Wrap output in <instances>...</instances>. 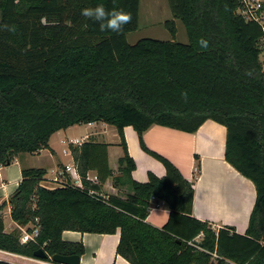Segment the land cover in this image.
Wrapping results in <instances>:
<instances>
[{
  "label": "trees",
  "instance_id": "16d2710c",
  "mask_svg": "<svg viewBox=\"0 0 264 264\" xmlns=\"http://www.w3.org/2000/svg\"><path fill=\"white\" fill-rule=\"evenodd\" d=\"M167 3L172 19L163 25L175 38L180 20L187 43L143 38L129 44L140 0H0V166L48 148L60 129L98 121L116 128L123 151L113 176L107 144L69 143L81 186L64 179L47 188L45 169L23 167L18 186L0 204L1 253L36 258L42 248L49 256H81L82 242L63 240V231L119 230L116 253L131 264H264V25L240 14L239 0ZM97 4L123 9L132 20L119 34L101 31L81 14ZM206 120L225 127V160L255 187L243 234L193 217V183L143 140L154 124L194 133ZM125 126L163 164L164 176L131 177ZM90 170L97 181L87 178ZM109 178L129 191L126 198L103 192ZM153 198L169 211L161 227L147 221ZM7 205L16 223L9 231ZM21 228L37 233L21 242Z\"/></svg>",
  "mask_w": 264,
  "mask_h": 264
},
{
  "label": "crops",
  "instance_id": "0c3cea01",
  "mask_svg": "<svg viewBox=\"0 0 264 264\" xmlns=\"http://www.w3.org/2000/svg\"><path fill=\"white\" fill-rule=\"evenodd\" d=\"M123 133L128 154L135 162L131 177L136 181L145 182L149 172L158 177L164 176L163 164L140 147L133 127L125 126ZM143 140L149 149L170 160L186 180L193 183V217L208 222L215 230L232 226L239 234L245 232L255 201V187L225 160L226 129L223 125L206 120L196 132L188 133L154 124L143 133ZM57 141L63 146L57 147ZM87 141L107 144L108 163L113 176L117 175L118 159L123 155V151L119 145L120 137L116 128L100 121L72 125L53 133L48 148L36 154H19L9 165L0 166V204L7 201L8 196L18 186L23 167L43 168L46 173L50 171L52 176L45 175L41 185L47 188L58 186L53 179L59 178V172L64 166L73 162L69 143L78 145ZM44 152L48 153L47 164L35 162L31 158L41 157ZM95 173L90 170L87 175L92 177ZM103 192L121 198H126L129 193L126 188H114L112 178L103 184ZM156 203H159V206L150 209L147 221L161 227L167 221L169 211L162 201L151 200V206ZM6 217L11 219L9 205L3 211L5 227ZM9 221L10 229L16 227L15 222ZM62 239L82 242L84 252L80 256V264H131L116 253L119 230L114 234L65 230Z\"/></svg>",
  "mask_w": 264,
  "mask_h": 264
},
{
  "label": "rangeland",
  "instance_id": "374dc122",
  "mask_svg": "<svg viewBox=\"0 0 264 264\" xmlns=\"http://www.w3.org/2000/svg\"><path fill=\"white\" fill-rule=\"evenodd\" d=\"M168 19H172V16L167 0H140L138 28L135 31H131L127 34L128 43L134 44L143 38L175 40L179 43H187L188 38L183 23L180 20H175L176 35L175 38H173L170 32L163 25V23ZM260 58H264V51L262 52ZM54 138L55 137H53V139ZM55 145L57 147L63 146L60 145L58 141ZM60 149L61 148H59V150ZM46 154L48 153L44 152L42 153L41 157L34 156L31 158L35 162L47 164ZM46 175L52 176L50 171H47ZM9 220L11 219L6 217L5 222L7 231L11 230V227H9ZM0 258L1 260L9 261L15 264H51L50 262L43 261L39 258H28L12 253L3 254L0 252Z\"/></svg>",
  "mask_w": 264,
  "mask_h": 264
},
{
  "label": "built area",
  "instance_id": "2783aa9c",
  "mask_svg": "<svg viewBox=\"0 0 264 264\" xmlns=\"http://www.w3.org/2000/svg\"><path fill=\"white\" fill-rule=\"evenodd\" d=\"M239 1H240L241 6L238 11L240 12V14H242L247 19L256 20L260 24L264 25V15H263V12L261 11L264 0H239ZM76 143H80V142H76ZM87 178L93 181H97L96 175L92 177H89L87 175ZM64 179L70 180L75 185H78V186L82 185L81 177L77 170V166L75 165L74 162L70 164H66L64 166V169H62L59 172V178L55 177L53 181L56 183H61ZM158 206H159V203H156L153 206H151L150 209L154 207H158ZM36 233H37V230H34L33 233L30 234L26 231L25 228H21V236H20L21 242H26ZM51 264H57V263L53 262Z\"/></svg>",
  "mask_w": 264,
  "mask_h": 264
},
{
  "label": "clouds",
  "instance_id": "9594fccd",
  "mask_svg": "<svg viewBox=\"0 0 264 264\" xmlns=\"http://www.w3.org/2000/svg\"><path fill=\"white\" fill-rule=\"evenodd\" d=\"M81 14L86 18L98 22L101 31H111L117 34L122 32L124 26L132 20L131 13L123 9L108 10L103 4H97L94 8H83ZM198 43L205 48L208 45V42L203 38ZM184 95L185 97L187 96L186 93Z\"/></svg>",
  "mask_w": 264,
  "mask_h": 264
},
{
  "label": "water",
  "instance_id": "95a60500",
  "mask_svg": "<svg viewBox=\"0 0 264 264\" xmlns=\"http://www.w3.org/2000/svg\"><path fill=\"white\" fill-rule=\"evenodd\" d=\"M33 255L34 257L39 258V259L49 258L52 262L57 263V264H80L79 255L53 254L49 256L42 248H39L36 251H34Z\"/></svg>",
  "mask_w": 264,
  "mask_h": 264
},
{
  "label": "bare ground",
  "instance_id": "6f19581e",
  "mask_svg": "<svg viewBox=\"0 0 264 264\" xmlns=\"http://www.w3.org/2000/svg\"><path fill=\"white\" fill-rule=\"evenodd\" d=\"M1 252V251H0ZM3 253H5V252H3ZM6 254H8V253H6ZM10 255V254H9Z\"/></svg>",
  "mask_w": 264,
  "mask_h": 264
}]
</instances>
